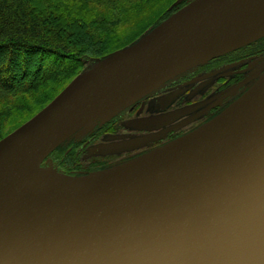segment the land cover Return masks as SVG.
<instances>
[{
	"label": "water",
	"instance_id": "1",
	"mask_svg": "<svg viewBox=\"0 0 264 264\" xmlns=\"http://www.w3.org/2000/svg\"><path fill=\"white\" fill-rule=\"evenodd\" d=\"M262 37L264 0H191L0 140V264H264V72L163 147L82 174L42 166L170 79Z\"/></svg>",
	"mask_w": 264,
	"mask_h": 264
},
{
	"label": "trees",
	"instance_id": "2",
	"mask_svg": "<svg viewBox=\"0 0 264 264\" xmlns=\"http://www.w3.org/2000/svg\"><path fill=\"white\" fill-rule=\"evenodd\" d=\"M177 1L0 0V140L97 59L134 44L191 0ZM148 5L167 7L153 20L132 24L124 35L125 25ZM79 147L61 145L50 156L59 163L62 158L74 161Z\"/></svg>",
	"mask_w": 264,
	"mask_h": 264
},
{
	"label": "flooded vegetation",
	"instance_id": "3",
	"mask_svg": "<svg viewBox=\"0 0 264 264\" xmlns=\"http://www.w3.org/2000/svg\"><path fill=\"white\" fill-rule=\"evenodd\" d=\"M263 72L264 37L194 66L105 124L66 141L64 147H80L76 160L62 158L60 171H97L163 147L220 115Z\"/></svg>",
	"mask_w": 264,
	"mask_h": 264
},
{
	"label": "rangeland",
	"instance_id": "4",
	"mask_svg": "<svg viewBox=\"0 0 264 264\" xmlns=\"http://www.w3.org/2000/svg\"><path fill=\"white\" fill-rule=\"evenodd\" d=\"M172 6V5H171ZM167 7V6H166ZM166 7H164V8H166ZM164 8H162L161 10L159 9V8H157V9H155V7H149V5L146 7V10L145 11H143L140 15H138L137 17H135V18H133L130 22H129V24H127V25H125V27L122 29V31L125 33L124 35H128V34H130V32H128V31H131V26H132V24H134V23H136L137 21H139L140 19H145V18H147L148 20H150V18H152L151 20H153L154 18H156L158 15H159V13L161 12V11H163V9ZM155 9V10H154ZM146 19V20H147ZM131 24V25H130ZM130 36V35H129ZM92 148V147H91ZM51 158H53L52 156H51ZM55 163H56V168H57V166H58V168H57V170H61V168H62V166L60 165V163H59V161H57V160H55L54 158L52 159ZM48 166H51L52 167V169H55V167L54 166H52L51 164H50V162L48 163V165H45V167H48Z\"/></svg>",
	"mask_w": 264,
	"mask_h": 264
},
{
	"label": "built area",
	"instance_id": "5",
	"mask_svg": "<svg viewBox=\"0 0 264 264\" xmlns=\"http://www.w3.org/2000/svg\"><path fill=\"white\" fill-rule=\"evenodd\" d=\"M50 162V164L52 165V166H54L55 168H56V163L54 162V161H51V160H47L45 163H44V165H48V163ZM57 168H58V166H57ZM56 168V169H57Z\"/></svg>",
	"mask_w": 264,
	"mask_h": 264
},
{
	"label": "bare ground",
	"instance_id": "6",
	"mask_svg": "<svg viewBox=\"0 0 264 264\" xmlns=\"http://www.w3.org/2000/svg\"><path fill=\"white\" fill-rule=\"evenodd\" d=\"M46 168H48V169H52V167H51V166H48V167H46Z\"/></svg>",
	"mask_w": 264,
	"mask_h": 264
}]
</instances>
